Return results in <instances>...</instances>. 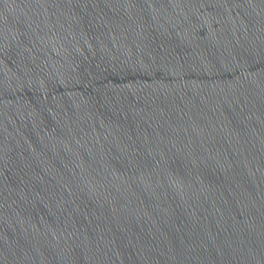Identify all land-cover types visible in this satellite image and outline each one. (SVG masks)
<instances>
[{
	"label": "water",
	"instance_id": "95a60500",
	"mask_svg": "<svg viewBox=\"0 0 264 264\" xmlns=\"http://www.w3.org/2000/svg\"><path fill=\"white\" fill-rule=\"evenodd\" d=\"M0 264H264V0H0Z\"/></svg>",
	"mask_w": 264,
	"mask_h": 264
}]
</instances>
